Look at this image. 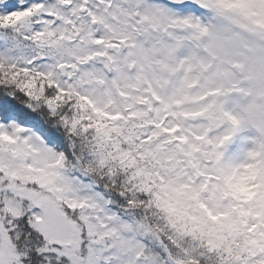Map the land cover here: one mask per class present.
<instances>
[{"label": "snow or ice", "instance_id": "6c2138e0", "mask_svg": "<svg viewBox=\"0 0 264 264\" xmlns=\"http://www.w3.org/2000/svg\"><path fill=\"white\" fill-rule=\"evenodd\" d=\"M0 264H264V0H0Z\"/></svg>", "mask_w": 264, "mask_h": 264}]
</instances>
